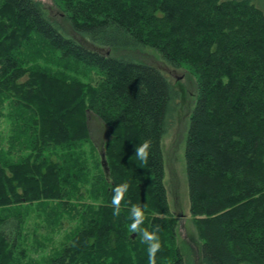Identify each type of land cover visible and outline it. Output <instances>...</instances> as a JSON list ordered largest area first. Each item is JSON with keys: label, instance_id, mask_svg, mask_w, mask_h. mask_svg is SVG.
Here are the masks:
<instances>
[{"label": "trees", "instance_id": "16d2710c", "mask_svg": "<svg viewBox=\"0 0 264 264\" xmlns=\"http://www.w3.org/2000/svg\"><path fill=\"white\" fill-rule=\"evenodd\" d=\"M55 1L75 37L40 1L1 0L0 106L15 123L13 144L25 139L31 154L0 161V209L35 202L74 207L67 204L80 192L77 174L47 154L90 142L95 116L108 131L109 174L99 178L108 189L92 213H82L88 218L82 230L50 264H149L142 232L129 227L133 205L142 212L139 229L159 239L156 264H186L176 247L162 148L177 92L159 68L125 54L149 48L196 81L185 160L203 242L200 264H264V12L250 0ZM41 41L66 68L84 65L98 81L39 66ZM145 141L149 155L140 160L135 149ZM122 184L127 189L116 214L113 189ZM10 223L0 216V264H24L13 260Z\"/></svg>", "mask_w": 264, "mask_h": 264}, {"label": "rangeland", "instance_id": "374dc122", "mask_svg": "<svg viewBox=\"0 0 264 264\" xmlns=\"http://www.w3.org/2000/svg\"><path fill=\"white\" fill-rule=\"evenodd\" d=\"M37 1L42 3L48 16L58 23L67 35L76 36L68 18L62 12L63 7L57 1ZM250 1L264 12V0ZM41 43L37 46V48L41 46L43 55L36 62L39 66L53 73L65 74L72 79L81 80L83 83L95 84L98 81L95 70H89L84 65L75 63H70V67L66 68V63L60 61L59 55L48 48L45 42L41 41ZM125 54L159 68L177 92L176 112L162 140L165 162L164 184L172 217L177 222L176 247L184 256L186 264H200V248L203 242L191 214L185 160L190 117L196 104L195 78L185 67L173 68L166 65L159 54L152 49L128 51ZM0 111L4 114L0 116V161H17L28 157L31 151L25 147V139L21 140V144H13L15 123L9 116L10 109L0 106ZM90 129L93 130L90 142L80 143L74 151L55 147L47 154L54 162L62 163L68 169H72L73 174H77L73 183L80 192L67 204L74 207L64 210L59 208L57 202H35L0 209V216L4 220L11 219L9 231L13 237H16L13 257L15 262L50 264L71 245L75 235L82 230L88 219L84 218L82 213L91 212L90 208L98 207L104 201L102 193L108 187L99 178L105 172L101 154L108 138V131L95 116L90 117ZM19 221L21 226L17 233L15 227Z\"/></svg>", "mask_w": 264, "mask_h": 264}, {"label": "clouds", "instance_id": "9594fccd", "mask_svg": "<svg viewBox=\"0 0 264 264\" xmlns=\"http://www.w3.org/2000/svg\"><path fill=\"white\" fill-rule=\"evenodd\" d=\"M148 149H149V144L147 141H145L143 144L136 147L135 155L140 160H147L149 155ZM126 189H127V184L118 185L113 189L114 195L112 197V204L116 206L114 209L116 214L119 213L120 202ZM130 216L132 220L129 226L130 229L133 231L142 232V239L144 242L148 244L147 251H148L149 264H156L155 253L157 249L160 247L158 237L154 232H149L147 229H139L138 226L141 224L142 221V212L138 206L136 205L132 206Z\"/></svg>", "mask_w": 264, "mask_h": 264}, {"label": "water", "instance_id": "95a60500", "mask_svg": "<svg viewBox=\"0 0 264 264\" xmlns=\"http://www.w3.org/2000/svg\"><path fill=\"white\" fill-rule=\"evenodd\" d=\"M101 157H102V164H103L104 170H105L106 174L108 175L109 174V169L107 167V161L105 159V154L102 153Z\"/></svg>", "mask_w": 264, "mask_h": 264}]
</instances>
